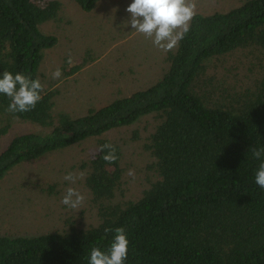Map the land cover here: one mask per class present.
<instances>
[{"label": "trees", "instance_id": "trees-1", "mask_svg": "<svg viewBox=\"0 0 264 264\" xmlns=\"http://www.w3.org/2000/svg\"><path fill=\"white\" fill-rule=\"evenodd\" d=\"M92 10L101 0H74ZM209 14L196 13L190 31L167 52L168 65L149 86L119 95L98 108L57 112V90L45 86L44 53L57 43L42 26L58 17V0H0V78L4 71L39 78L43 99L28 113L6 111L0 94V136L19 121L36 131L16 135L0 152V180L20 163L90 138L86 164L98 221L30 235H0V264H88L91 249L107 250L123 227L125 264H264V188L255 174L264 157V0ZM88 62L70 68L74 74ZM152 115L145 147L155 179L139 195H124L122 146L104 137ZM113 144L119 159H102Z\"/></svg>", "mask_w": 264, "mask_h": 264}, {"label": "rangeland", "instance_id": "rangeland-1", "mask_svg": "<svg viewBox=\"0 0 264 264\" xmlns=\"http://www.w3.org/2000/svg\"><path fill=\"white\" fill-rule=\"evenodd\" d=\"M62 3L56 19L42 26L47 34L57 37V43L47 49L41 71L45 86L57 90L54 108L72 115L98 108L119 95H128L145 88L157 80L168 65L167 52L155 47L143 34L133 32L126 11L133 0H101L86 11L74 0ZM196 13L209 14L227 11L238 0H195ZM71 53L73 65L67 63ZM88 62L74 74L70 68ZM62 70L59 79H52V72ZM152 115L141 118L130 126L113 129L104 137L122 146L124 167L123 189L127 197H135L156 177L153 157L145 143L154 129ZM39 127L19 121L6 135L0 136V152L18 134L36 131ZM90 138L71 147L48 153L36 160L18 164L0 180V235L30 236L63 229L69 220L77 225L98 221L96 208L86 187V164L96 149ZM134 170V178L128 175ZM83 171V180L70 185L63 177L68 172ZM71 186L86 196L79 211L70 210L61 203L66 189Z\"/></svg>", "mask_w": 264, "mask_h": 264}, {"label": "clouds", "instance_id": "clouds-1", "mask_svg": "<svg viewBox=\"0 0 264 264\" xmlns=\"http://www.w3.org/2000/svg\"><path fill=\"white\" fill-rule=\"evenodd\" d=\"M195 0H133L126 11L130 14V20L125 26L131 25L133 32L143 34L150 39L155 47L163 52L172 51L179 41L190 31L191 22L196 15ZM67 63L73 65L71 53L68 54ZM62 70L57 68L52 72V79H59ZM44 85L37 77L21 73L13 74L9 71L2 73L0 78V94L10 100L6 111L9 113H28L35 110L37 104L42 101ZM99 152L104 153L102 159L109 164L115 163L119 157L116 147L111 143L100 146ZM254 159L264 157V147L252 148ZM129 176L134 178V170H129ZM85 173L78 174L68 172L64 175V181L74 185L78 180H83ZM255 183L264 188V162L260 163L255 174ZM86 201V196L79 189L69 186L61 203L70 210L79 211ZM114 232L115 235L108 249L99 247L91 249L88 264H125L129 254V239L125 228H105V233Z\"/></svg>", "mask_w": 264, "mask_h": 264}]
</instances>
